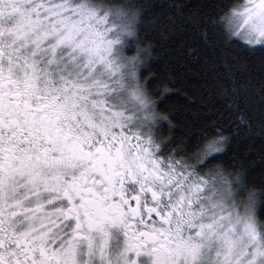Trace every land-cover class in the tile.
<instances>
[{
	"label": "snow or ice",
	"instance_id": "6c2138e0",
	"mask_svg": "<svg viewBox=\"0 0 264 264\" xmlns=\"http://www.w3.org/2000/svg\"><path fill=\"white\" fill-rule=\"evenodd\" d=\"M215 7L200 27L163 0H0V264H264V187L213 164L230 142L215 124L162 139L144 75L172 76L149 34L208 68L239 50L231 123L258 115L264 134V0Z\"/></svg>",
	"mask_w": 264,
	"mask_h": 264
},
{
	"label": "trees",
	"instance_id": "16d2710c",
	"mask_svg": "<svg viewBox=\"0 0 264 264\" xmlns=\"http://www.w3.org/2000/svg\"><path fill=\"white\" fill-rule=\"evenodd\" d=\"M161 3L162 0H149ZM188 5L185 16L191 14L199 20L203 27L219 12L216 5L243 3L244 0H163ZM200 5V8H197ZM155 50L158 51L159 67L172 73L169 79L164 71L144 75L148 78L150 90L162 93L154 96L160 113L172 120L173 128L169 130L165 124L161 130V138L165 140H183L186 145H195L199 138L209 132V125L215 124L218 129L224 130V135L230 138L226 150L227 156L221 157L213 164L229 162L243 164L249 171L254 172L250 180V187L257 192L264 187L261 183V169H264V134L258 115L249 120L251 127L241 124L238 128L233 123L239 122V113L233 114L229 106L230 97L224 94L223 89L230 83V69L243 71L247 59L239 50H232L221 55H209L213 66L208 68L204 55L200 62L177 59L170 49L176 44L171 41H161L149 34ZM177 37H172L176 40ZM150 63L152 61H149ZM163 81V82H162ZM247 119V117H245ZM214 133V130L212 131ZM176 145H173L175 147ZM194 150V149H190Z\"/></svg>",
	"mask_w": 264,
	"mask_h": 264
},
{
	"label": "flooded vegetation",
	"instance_id": "af4514ba",
	"mask_svg": "<svg viewBox=\"0 0 264 264\" xmlns=\"http://www.w3.org/2000/svg\"><path fill=\"white\" fill-rule=\"evenodd\" d=\"M112 231L116 235V238H117V241L119 242V244L121 246H123V242H124L125 237L123 235L122 229L113 228ZM137 259H138V264H151L152 257L147 253H143Z\"/></svg>",
	"mask_w": 264,
	"mask_h": 264
}]
</instances>
